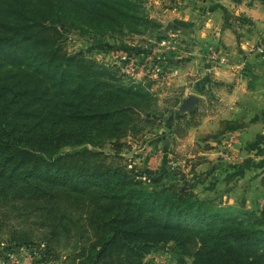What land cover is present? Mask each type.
<instances>
[{
    "label": "trees",
    "instance_id": "trees-1",
    "mask_svg": "<svg viewBox=\"0 0 264 264\" xmlns=\"http://www.w3.org/2000/svg\"><path fill=\"white\" fill-rule=\"evenodd\" d=\"M135 5L0 0V209L9 240L33 247L32 233H44V263L70 249L79 264H143L155 246L174 242L191 258L184 264H264L256 211L201 199L181 166L141 174L100 149L156 121L143 117L151 94L118 65L57 42L62 29L110 28ZM189 218L201 226L185 225Z\"/></svg>",
    "mask_w": 264,
    "mask_h": 264
},
{
    "label": "rangeland",
    "instance_id": "rangeland-1",
    "mask_svg": "<svg viewBox=\"0 0 264 264\" xmlns=\"http://www.w3.org/2000/svg\"><path fill=\"white\" fill-rule=\"evenodd\" d=\"M132 1L137 5L131 8L130 16L123 14V20L110 28L89 25L62 29L57 42L70 55L82 53L98 63L118 65L125 73L126 81L132 79L136 83H144L151 94L149 100L141 102L143 117H152L156 121L140 124L138 133L107 140L100 149L123 155L129 168L141 174L146 171L158 174L165 172L169 165L181 166L192 189L201 199L211 200L222 207L246 209L238 204H230L225 192H221L223 190L202 197L197 188L202 180L201 172L208 167L210 174L212 169L215 170L212 168L211 157L228 163L231 161L228 157L234 156V159L243 161L247 155L257 156L258 152L238 150L232 153L231 145L225 143V136L224 141H221V149L210 151L212 155H200V152L215 150L218 145L212 144L214 140L211 138H202V134L196 130L206 114L218 111L225 104L220 99L229 92L231 82L226 78L217 80L212 68H227L233 64L227 45V30L234 24L242 26L247 23L244 15H235L233 10L228 9V0ZM190 7L193 9L188 12V20L183 16L170 20ZM47 35L56 37L52 32ZM200 65L207 69L204 76L197 75V70H194L195 75L186 72ZM191 94L198 95L199 102L195 108L180 114L178 107ZM230 140H233V136H230ZM243 168L244 164H241L237 168L238 172L244 171ZM225 169L223 177L218 178L217 175L213 179L219 182L223 180L227 185L228 170ZM215 183L209 181V185L215 186ZM7 211L0 209V256L6 253L7 257L10 253L19 252L22 257L28 254L40 258L48 250L45 241L41 239L44 233H32L30 240L33 247L10 242L11 223L8 224ZM256 213L264 218L263 214ZM237 214V211L233 212V215ZM184 223L190 227L201 226L191 218ZM60 255L51 262L79 264L78 251L66 249ZM185 261L189 262L191 258H182L175 249V243L168 242L155 246L143 264H184Z\"/></svg>",
    "mask_w": 264,
    "mask_h": 264
},
{
    "label": "crops",
    "instance_id": "crops-1",
    "mask_svg": "<svg viewBox=\"0 0 264 264\" xmlns=\"http://www.w3.org/2000/svg\"><path fill=\"white\" fill-rule=\"evenodd\" d=\"M226 6L233 10L235 15L242 13L247 23L241 24L242 26L234 24L227 30V45L231 54L230 61L233 64L227 68L222 66L212 68L217 80L226 78L231 82V87L229 92L223 95L224 98L220 99L225 104L218 111L206 114L203 122L196 127L202 138H211L214 140L212 144L218 145L215 150H206L200 152V155H212L210 151L221 149L223 143L221 141H224L225 136H227L225 143L231 145L232 153L238 150L243 152L250 150L257 151L258 154L257 156L249 154L243 161L234 159V156L228 157L231 160L228 163L222 160L216 161L211 157L212 168L215 170L212 169L210 174L208 167L201 172L202 180L197 191L201 192L200 196L207 197L210 193L223 190L221 192H225L230 204H238L264 216V0H228ZM192 9V7L186 8L170 20L180 16L188 20L190 18L188 12H192ZM201 32L203 34V31H200V34ZM194 70H197V75L204 76L207 69L200 65L190 71L191 73L186 72L195 75ZM230 136H233L232 141ZM241 164H244V171L240 173L237 168L241 167ZM224 168L228 170L227 185L223 180L219 182L213 179L217 175L218 178L223 177ZM210 180L216 182L217 186L209 185ZM5 254L0 256V264H11ZM16 264H42V262L39 257L27 254ZM43 264L59 263L43 262Z\"/></svg>",
    "mask_w": 264,
    "mask_h": 264
},
{
    "label": "water",
    "instance_id": "water-1",
    "mask_svg": "<svg viewBox=\"0 0 264 264\" xmlns=\"http://www.w3.org/2000/svg\"><path fill=\"white\" fill-rule=\"evenodd\" d=\"M200 97L195 94L189 95L187 98L183 99L180 106L178 107L179 113H185L190 109L196 107L197 103L199 102Z\"/></svg>",
    "mask_w": 264,
    "mask_h": 264
},
{
    "label": "built area",
    "instance_id": "built-area-1",
    "mask_svg": "<svg viewBox=\"0 0 264 264\" xmlns=\"http://www.w3.org/2000/svg\"><path fill=\"white\" fill-rule=\"evenodd\" d=\"M22 256L21 254L18 253H10L7 255L6 259L11 263V264H16L21 260Z\"/></svg>",
    "mask_w": 264,
    "mask_h": 264
}]
</instances>
